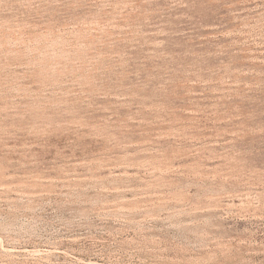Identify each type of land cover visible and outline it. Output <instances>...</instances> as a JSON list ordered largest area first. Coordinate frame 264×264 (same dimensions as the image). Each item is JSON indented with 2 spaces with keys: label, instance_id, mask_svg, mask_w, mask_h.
Instances as JSON below:
<instances>
[{
  "label": "rangeland",
  "instance_id": "rangeland-1",
  "mask_svg": "<svg viewBox=\"0 0 264 264\" xmlns=\"http://www.w3.org/2000/svg\"><path fill=\"white\" fill-rule=\"evenodd\" d=\"M0 264H264V0H0Z\"/></svg>",
  "mask_w": 264,
  "mask_h": 264
}]
</instances>
